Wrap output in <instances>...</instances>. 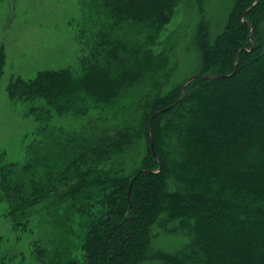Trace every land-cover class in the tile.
<instances>
[{"label":"trees","instance_id":"trees-1","mask_svg":"<svg viewBox=\"0 0 264 264\" xmlns=\"http://www.w3.org/2000/svg\"><path fill=\"white\" fill-rule=\"evenodd\" d=\"M180 1L89 0L103 22L80 73L43 71L9 83L10 101L31 106L42 125L21 170L0 168L10 203L23 209L59 187L82 219L76 246L48 264H264V0H234L225 35L211 39L200 26L204 67L219 73L205 77L216 78H197L170 98L146 96L136 128L109 113L121 89L160 70L151 52L131 42L126 52L116 29H157ZM186 1L202 10L203 0ZM241 71L253 76L222 82ZM54 118H70L80 131L55 127ZM137 139L149 151L125 174L114 159ZM153 229L186 244L152 253Z\"/></svg>","mask_w":264,"mask_h":264},{"label":"rangeland","instance_id":"rangeland-1","mask_svg":"<svg viewBox=\"0 0 264 264\" xmlns=\"http://www.w3.org/2000/svg\"><path fill=\"white\" fill-rule=\"evenodd\" d=\"M88 3L89 0H0V168L14 164L21 170L27 159L25 147L34 144L35 131L42 126L28 114L31 106L10 101L9 83L18 78L31 80L43 71L71 69L80 73L82 60L93 50L94 38L103 22ZM201 4L202 10L197 3L181 0L166 23L157 29L133 23L116 29L113 37L127 45L126 52L130 53L131 42L140 50L151 52L153 63L155 60L160 69L155 74L148 73L142 78L143 83L121 89L111 112L102 111L115 114L117 125L136 128L144 113L138 105L146 96L170 98L179 86L183 91L192 77L212 79L214 76H205L219 74L208 64L204 67L197 37L203 24L211 39L225 35L234 0H203ZM246 73L241 71L222 82L236 83ZM252 73L246 75L252 77ZM220 83L210 84L214 87ZM73 121L54 118L51 124L80 131V124ZM148 151L146 140L137 139L114 161L122 163L124 173L130 174L142 167ZM102 166L98 169L102 170ZM29 180H25L26 184ZM62 191L58 187L46 193L44 199L31 197L29 206L20 209L11 204L13 198L9 199L8 191L0 184V264H42L38 256L42 250L48 264L60 254L71 252L82 219L70 210L71 196H62ZM185 244L184 238L164 230L151 232L152 253H175Z\"/></svg>","mask_w":264,"mask_h":264},{"label":"water","instance_id":"water-1","mask_svg":"<svg viewBox=\"0 0 264 264\" xmlns=\"http://www.w3.org/2000/svg\"><path fill=\"white\" fill-rule=\"evenodd\" d=\"M213 78H216V77H213ZM195 79H196V77H192V78H190V80H188V81L186 82L185 86H186L188 83H190L191 81L195 80Z\"/></svg>","mask_w":264,"mask_h":264}]
</instances>
